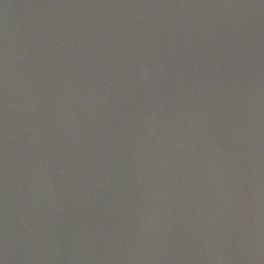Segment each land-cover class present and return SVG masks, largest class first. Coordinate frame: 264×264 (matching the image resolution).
Instances as JSON below:
<instances>
[{"label":"water","instance_id":"water-1","mask_svg":"<svg viewBox=\"0 0 264 264\" xmlns=\"http://www.w3.org/2000/svg\"><path fill=\"white\" fill-rule=\"evenodd\" d=\"M0 264H264V0H0Z\"/></svg>","mask_w":264,"mask_h":264}]
</instances>
